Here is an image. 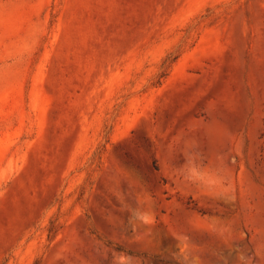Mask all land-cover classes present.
Instances as JSON below:
<instances>
[{
	"label": "rangeland",
	"instance_id": "obj_1",
	"mask_svg": "<svg viewBox=\"0 0 264 264\" xmlns=\"http://www.w3.org/2000/svg\"><path fill=\"white\" fill-rule=\"evenodd\" d=\"M0 264H264V0H0Z\"/></svg>",
	"mask_w": 264,
	"mask_h": 264
}]
</instances>
